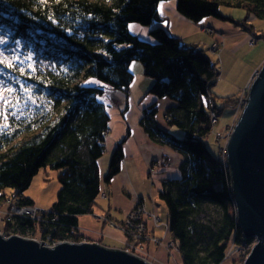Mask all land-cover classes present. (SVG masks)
Listing matches in <instances>:
<instances>
[{"label":"trees","instance_id":"trees-1","mask_svg":"<svg viewBox=\"0 0 264 264\" xmlns=\"http://www.w3.org/2000/svg\"><path fill=\"white\" fill-rule=\"evenodd\" d=\"M165 1L171 0H0V36L6 41L0 52L17 57L11 61L14 69L0 65L1 78L14 90V106L0 111L8 117L0 116V204L8 199L6 188L15 191L14 202L35 204L24 191L49 167L58 171L61 188L40 222L43 235L65 238L79 232L80 217L95 213L103 186L122 170L125 159L123 139L102 173L100 159L112 122L104 98L110 89H129L135 79L131 63L139 60L154 80L141 125L150 138L184 156L180 176L165 179L159 192L169 210V230L180 241L183 264H222L233 238L236 243L253 238L239 226L229 166L210 152L204 138L211 111L219 115L238 108L240 97H225L222 106L214 103L220 68L201 45L185 43L160 24ZM175 1L193 22L232 19L221 12L224 5L264 19V0ZM132 23L156 25L145 38L132 32ZM242 24L257 39L264 37L254 25ZM163 98L175 102L164 118L185 131L183 138L160 125ZM210 205L220 208V218H212ZM36 226L29 217L0 224L20 231Z\"/></svg>","mask_w":264,"mask_h":264},{"label":"crops","instance_id":"crops-1","mask_svg":"<svg viewBox=\"0 0 264 264\" xmlns=\"http://www.w3.org/2000/svg\"><path fill=\"white\" fill-rule=\"evenodd\" d=\"M160 12L165 17V21L160 24L166 27L173 36L184 39L185 43L204 45V41L208 43L210 39H213L211 41L213 51L220 52V48L223 47L220 56L222 57L224 72L223 57L226 52L234 51L242 42H248L247 35L250 33L247 34L219 18L206 17L200 22L191 21L178 11L175 0L162 2ZM209 29H212L213 33H209ZM150 30L151 27L145 28V34H143L145 36L142 37H149ZM194 33H197L196 40L190 42V36ZM202 34L206 35L207 39H204ZM216 44L218 47L215 50L214 46ZM262 59L260 58L257 61L260 62ZM130 67L135 74V79L129 87V91L110 89L104 98L112 116L106 152L112 154L118 142L125 139V159L122 170L109 184H105L102 188L106 191L107 197L101 198L100 196V198L108 201L104 216H99L96 211L94 214L81 216L79 233L89 241L99 242L106 247L125 248L127 236L117 225L119 222L124 221L123 217L140 200L148 211L156 212L164 223V225L156 227L151 219L147 220L149 233L158 238L160 234H163L164 237L160 238L161 244H155L154 242L143 244L145 257L154 264H183L180 250L167 248V244L174 240L171 231L166 227L169 210L166 206L167 215L163 216L157 198H160L159 192L165 179L180 176V166L184 156L170 144H163L150 138L141 125L144 107L146 102L150 101V99H146V96L154 80L144 74L142 66L131 63ZM253 74H249L247 80L239 88L242 93L235 97H241L246 93L247 86L253 79ZM221 81H223V78ZM233 95H236V93ZM174 105L175 102L168 98H163L159 102L158 121L163 128L168 126L164 118L165 113ZM234 110L236 119L239 117L241 110L239 111L238 108ZM102 158L100 159V165L102 164ZM155 161H160V163L162 161V163L154 172H151V167ZM152 185L153 188H156V191L149 189ZM31 199L35 203V200ZM118 214L121 218H118Z\"/></svg>","mask_w":264,"mask_h":264},{"label":"water","instance_id":"water-1","mask_svg":"<svg viewBox=\"0 0 264 264\" xmlns=\"http://www.w3.org/2000/svg\"><path fill=\"white\" fill-rule=\"evenodd\" d=\"M225 147L239 226L246 238L256 240L242 264H264V64L253 77ZM44 243L0 233V264H154L95 241H64L55 247Z\"/></svg>","mask_w":264,"mask_h":264},{"label":"rangeland","instance_id":"rangeland-1","mask_svg":"<svg viewBox=\"0 0 264 264\" xmlns=\"http://www.w3.org/2000/svg\"><path fill=\"white\" fill-rule=\"evenodd\" d=\"M221 12L225 16L232 17L233 20L232 19L226 20L227 24L230 25L232 24L247 34H249L250 32L244 29L243 24L241 25L243 21H247L249 24L254 25L256 31H260L261 33H264V19L259 18L252 13H249L247 10L243 8L224 5L221 7ZM154 25L155 24L150 26H144L141 24L132 23L131 30L135 34H138L140 36H145L143 35L145 34V28L153 27ZM251 33L247 35L248 42H242L240 43L239 47H237L234 51L226 52V55L223 57L225 72L222 65V57L220 56L223 47L220 48V52L213 51L212 50L213 43L211 42L213 39H210L208 43L207 41H204V45H201L203 48L206 49L207 54L218 64V67L220 68L221 71L220 79L222 77L223 81H221L218 78L217 79L218 82L216 83L213 89L216 98V101L214 103L218 104L219 106H222L225 97L239 96L242 93V91L239 88L247 80L249 74L254 73L253 75L255 76L257 71L264 64V61L263 63L260 64V62L264 60V37L257 39L253 35V33L252 34ZM196 36L197 33L192 34L190 36V42L196 40L195 39ZM202 36L204 37V39H207L206 35L202 34ZM251 41H253V44H251ZM4 56L8 57L9 60L12 61V58L9 55L4 54ZM260 58L263 59L260 62H258L257 60H260ZM132 63L142 66V63L139 60H134ZM3 69L4 68L0 66V73L2 72ZM7 89H8V81L6 79H2L0 76V92H3V95L7 96L8 100L10 101V96L13 94L14 90L12 94L9 95L6 91ZM235 93L236 95H233ZM203 101L206 103L207 108L209 109V99L204 97ZM3 107L4 105L0 103V111L2 110ZM234 114H235L234 108H226L220 111L219 124L213 128L210 127L208 134L204 138L206 146L208 147L210 152L215 156H219L222 154V148H225L227 142L226 139H223L221 141L218 140L217 132L221 129L225 130L227 125L228 126L232 125L234 122H236L239 119V117L235 119ZM166 129H169L171 133L175 134L179 138H183L185 136V131L177 125L168 124ZM111 156H112L111 153L105 152L101 160L102 173L104 174L108 171ZM156 162L159 161H155L154 163ZM104 163H105V167H104ZM57 174H58L57 170L51 169L49 167L42 168L34 176L31 185L29 186L28 189L24 191V194L30 198H33L35 200V204L39 208L50 210L53 204L56 202L58 197V192L61 188V183L59 181ZM153 187L154 186L152 185L149 187V189L152 191H156V188ZM13 192L15 191L11 188H6L4 190V193L8 195V198H12V199H14ZM157 200L161 206L162 215L166 216L167 210H166L165 202H163L160 198H157ZM98 201H99V206L96 208V213L99 216H101L105 214V211L108 207V201L101 198H98ZM210 211L213 214L212 218L221 217L220 208H218L217 206L210 205ZM119 213L122 214L121 212ZM117 216L118 218H121L119 214ZM123 218H124L123 220H126L127 214ZM121 223L122 222H119V224ZM163 237H164L163 234H160L159 238L157 237L160 240L159 244H161L160 238ZM255 242L256 240L253 238L251 245L254 246ZM167 248H170L172 250H178L175 249L174 247H170L169 244H167ZM142 251H144L143 247H142ZM238 260L239 259L236 256H233L227 258L222 264H240Z\"/></svg>","mask_w":264,"mask_h":264},{"label":"built area","instance_id":"built-area-1","mask_svg":"<svg viewBox=\"0 0 264 264\" xmlns=\"http://www.w3.org/2000/svg\"><path fill=\"white\" fill-rule=\"evenodd\" d=\"M209 33H213L212 29L208 30ZM251 44H253V41H251ZM218 45L216 44L214 46V49H216ZM220 79V76H219ZM221 80V79H220ZM251 84V83H250ZM250 84L248 88L250 87ZM239 98L238 103V110H242L243 106L246 102L247 97V91ZM126 91H129V89H126ZM234 122L232 125H229L226 127L225 130H219L217 132L218 140L226 139L228 140L230 136L232 135V132L235 128ZM210 124L211 127H215L219 124V115L217 111L212 110L210 114ZM221 159L228 164L227 162V152L226 147L222 148V154L220 155ZM162 163V161H161ZM160 161L156 162L152 165L151 172H154L160 165ZM101 198H106L107 194L105 190H102L101 192ZM49 210H45L42 208H39L36 204L33 205H20L17 202H14V200L8 198L5 199L0 204V220L4 221L6 224L7 222H14L16 218L21 217H29L31 218L34 223L37 225L35 228L27 227L25 231L16 230L14 228L12 229H6L4 232H2L5 236H11L14 234L22 235L28 238L37 239L38 241L46 242L45 245L49 247H55L58 242H72V243H80L86 241V239L82 236H80V233L77 232L73 235H69L65 238H54L53 234L49 233L46 236L43 235V231L41 229L40 222L43 221L46 216L48 215ZM151 219L154 221L155 226L159 227L160 225H164L162 222V218L153 212L148 211L143 203L139 200L138 203L134 206L133 209L130 210L126 220H124L121 224H118L117 227L127 235L128 242L125 248H123L125 251L134 253L138 256H141L143 258H146L144 255V251H142L143 244L145 242H154L155 244H159L160 240L153 234L149 233L148 226H147V220ZM166 227L169 228L168 222L166 223ZM79 234V235H78ZM251 243L247 242H239L236 243L234 238L233 241L229 247L227 258L236 256L239 260V263L242 264L244 261L248 258L250 255L253 245ZM170 247H174L175 249L180 248V241L178 239H174L171 243H169ZM147 259V258H146Z\"/></svg>","mask_w":264,"mask_h":264},{"label":"snow or ice","instance_id":"snow-or-ice-1","mask_svg":"<svg viewBox=\"0 0 264 264\" xmlns=\"http://www.w3.org/2000/svg\"><path fill=\"white\" fill-rule=\"evenodd\" d=\"M40 2L45 3L46 0H40ZM5 43H6L5 39L2 36H0V45H3ZM16 43L19 44V41H16ZM16 59H17V57H15V56L12 57V60H16ZM0 65H5V66H7L9 68H13V69L15 68L14 64L9 60V58L4 56L3 52H0ZM20 71L23 72V69H20ZM6 91L9 95H11L13 92V90L10 88L7 89ZM24 91L27 93L29 90L25 88ZM0 103H2L3 105H6L8 107L14 106L8 100L7 96L3 95V92H0ZM13 115H15V113H13ZM0 116H2L4 120H7V118H8L7 115H5L3 112H0ZM4 127H7V125L5 124Z\"/></svg>","mask_w":264,"mask_h":264},{"label":"bare ground","instance_id":"bare-ground-1","mask_svg":"<svg viewBox=\"0 0 264 264\" xmlns=\"http://www.w3.org/2000/svg\"><path fill=\"white\" fill-rule=\"evenodd\" d=\"M220 76H221V75H220ZM221 79H222V77H221ZM252 80H253V79H252ZM252 80H251V82H252ZM151 168H152V167H151ZM133 208H134V207H133ZM133 208H132V209H133ZM129 212H130V211H129ZM129 212L127 213V216H128V214H129ZM150 212L156 213V212H154V211H150ZM156 214H157V213H156ZM152 222L155 223L154 221H152ZM162 222H163V221H162ZM2 223L4 224V221H1V220H0V224H2ZM5 225H8V222H7ZM6 229H7V228H6ZM6 229H5V228H0V233L4 232V230H6ZM127 238H128V237H127ZM85 239H86V238H85ZM86 241H89V240L86 239ZM86 241H85V242H86Z\"/></svg>","mask_w":264,"mask_h":264}]
</instances>
